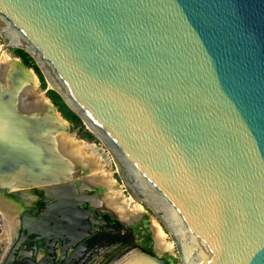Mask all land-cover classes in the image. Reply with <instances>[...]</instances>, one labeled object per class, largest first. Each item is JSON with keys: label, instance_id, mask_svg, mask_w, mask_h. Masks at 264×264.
<instances>
[{"label": "water", "instance_id": "1", "mask_svg": "<svg viewBox=\"0 0 264 264\" xmlns=\"http://www.w3.org/2000/svg\"><path fill=\"white\" fill-rule=\"evenodd\" d=\"M0 38L32 58L174 244L175 258L135 248L107 264H264V0H0ZM10 87L0 190L60 184L53 107L24 112ZM15 221L14 235L35 232ZM20 244L1 264H28Z\"/></svg>", "mask_w": 264, "mask_h": 264}, {"label": "flooded vegetation", "instance_id": "2", "mask_svg": "<svg viewBox=\"0 0 264 264\" xmlns=\"http://www.w3.org/2000/svg\"><path fill=\"white\" fill-rule=\"evenodd\" d=\"M12 60L20 61L18 58L11 59V68L14 70ZM25 71H28L26 84L31 81L27 79V75L35 74L32 69L26 68ZM22 82L24 84V79ZM60 119L65 124L61 121L57 126L60 128V124L65 125L60 131L66 133V122ZM60 131L46 132L45 138ZM31 134L33 135V131ZM56 158L67 167L64 180L60 184L33 187L29 205L22 206L18 211L20 214L16 219L33 223L35 230L31 237L27 233L22 234L21 227H17L15 231L10 246L21 243L18 249L20 261L28 264H103L108 259L114 258V261L118 256L135 248L155 255L150 217H154L165 233L166 231L151 212L143 210L140 219L124 223L110 211L102 210L98 206L96 200L97 197L101 199V195L105 193L104 187L86 188L82 185L81 179L90 175L88 168L80 176H75V170L65 158L58 154ZM110 165L114 168L110 177H115L112 178L115 181L117 171L111 159ZM167 241L172 242L168 235ZM6 250L7 248L5 252ZM166 253L161 256L167 255ZM172 257L175 258L174 255Z\"/></svg>", "mask_w": 264, "mask_h": 264}, {"label": "bare ground", "instance_id": "3", "mask_svg": "<svg viewBox=\"0 0 264 264\" xmlns=\"http://www.w3.org/2000/svg\"><path fill=\"white\" fill-rule=\"evenodd\" d=\"M3 63H0V89L11 88V83H14L16 86H19V94L16 97L15 104L18 108L24 112H33L35 114H43L49 115L51 113L50 106L51 104L44 102H35L33 95L29 93L27 90H33L37 83V78L32 73L27 75V79L31 80L25 84V77L28 71L23 70L19 65H17L16 60H12L14 63V70L11 68V58L7 56L4 58ZM12 70H11V69ZM13 78V79H12ZM24 79V84H23ZM14 80V81H13ZM22 82V83H21ZM48 104V106H47ZM50 111V112H49ZM54 112V111H53ZM55 125L57 127L56 131H60L65 125L60 124V128L57 126L62 120L56 114H54ZM57 120V121H56ZM63 124H65L62 121ZM64 130H68L64 128ZM67 133V132H66ZM62 131L57 134H50V142L52 144V148L55 152L61 156L62 158L68 161L70 166L75 170V176L79 175L85 171V169H89L90 175H87V178H82V185L86 188H94L97 186H102L105 188V193L101 195V199L97 197V204L102 210L110 211L114 216L118 217L124 223H129L134 219L141 218V214L143 211V207L140 205H136L133 209H130L127 205L124 204V198H121L120 195L114 190V180L110 177L109 174H104L101 170V166L98 162H96L95 158L84 150L83 145L79 143L76 145L72 139H70L66 134ZM66 134V135H64ZM67 136V137H65ZM89 174V173H88ZM30 203V191L19 192L17 195H7L4 194V191L0 190V215L4 220L5 227V237H2L0 234V241L2 243H6L7 246L11 244L14 229H15V214L17 210H19L22 206H28ZM150 225L153 232L154 239V249L159 256L163 253L173 254L174 244L173 242L167 241V234L160 227L158 222L154 220L153 217H150ZM10 241V242H9ZM10 243V244H9Z\"/></svg>", "mask_w": 264, "mask_h": 264}, {"label": "rangeland", "instance_id": "4", "mask_svg": "<svg viewBox=\"0 0 264 264\" xmlns=\"http://www.w3.org/2000/svg\"><path fill=\"white\" fill-rule=\"evenodd\" d=\"M9 56L11 59H17L20 61V63L25 67V69H32L33 73L35 74L37 78L38 84L33 90H27L31 95H33L32 98H34L35 102H44L46 100L49 101L51 106L54 109L55 115L57 114L66 122V126L68 128L67 136L72 139V141L78 145L81 143L83 145V151L85 150L88 155L94 156L96 162H98L101 166V170L104 174H113V167L110 165V155L108 154L107 150L104 148V146L101 144V142L87 129V127L83 124L81 119L73 112L71 111L62 101L60 96L53 90L47 88V82L43 78L40 70L32 61L29 55H27L25 52H23L20 49H14V48H8L3 49V42L0 38V63H3V59ZM10 63V62H9ZM5 64V63H3ZM11 69V68H10ZM1 70V69H0ZM12 70V69H11ZM7 111V110H6ZM9 113V112H8ZM11 115V113H10ZM12 117V116H9ZM64 134V135H66ZM65 136V137H67ZM79 146V145H78ZM117 174V173H116ZM113 179L115 177H112ZM114 190L120 195L121 198H124L125 202L124 204L127 205L130 209H133L136 205H143L139 201L132 200L129 201V194L125 191L122 182L120 181L118 174L117 178L114 181ZM21 209V208H20ZM19 209V210H20ZM15 214V217L17 218L20 212ZM143 210H147L151 212L147 207L143 206ZM154 218V217H153ZM140 219V218H139ZM155 220V218H154ZM4 227V220L2 219L0 215V234L2 237H5L6 231ZM4 232V233H3ZM13 239V238H11ZM137 240V239H136ZM138 241V240H137ZM10 242V241H9ZM139 242V241H138ZM10 244V243H9ZM5 244L0 241V260L2 261V258L5 254V249L9 248L10 245L4 246ZM167 255H164L165 257H171L175 256V251L173 249V254L166 253ZM113 258L108 259L103 264H107L110 260ZM0 261V262H1Z\"/></svg>", "mask_w": 264, "mask_h": 264}, {"label": "crops", "instance_id": "5", "mask_svg": "<svg viewBox=\"0 0 264 264\" xmlns=\"http://www.w3.org/2000/svg\"><path fill=\"white\" fill-rule=\"evenodd\" d=\"M20 260H21V259L18 257L16 263H19ZM0 261H1V260H0ZM0 264H1V262H0Z\"/></svg>", "mask_w": 264, "mask_h": 264}]
</instances>
